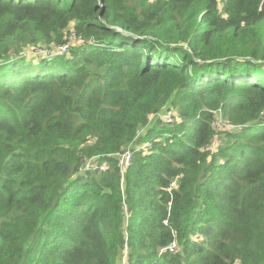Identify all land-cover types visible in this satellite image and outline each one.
I'll return each mask as SVG.
<instances>
[{"label": "trees", "instance_id": "16d2710c", "mask_svg": "<svg viewBox=\"0 0 264 264\" xmlns=\"http://www.w3.org/2000/svg\"><path fill=\"white\" fill-rule=\"evenodd\" d=\"M0 264H264V0H0Z\"/></svg>", "mask_w": 264, "mask_h": 264}, {"label": "built area", "instance_id": "2783aa9c", "mask_svg": "<svg viewBox=\"0 0 264 264\" xmlns=\"http://www.w3.org/2000/svg\"><path fill=\"white\" fill-rule=\"evenodd\" d=\"M73 35V33L71 34ZM52 47V46H51ZM67 48V43L59 46L57 49L55 48L54 50L50 49V50H46V49H42V48H35V53H40V54H57V53H62L64 51H66ZM173 112L168 110L165 113L162 114V118L167 121V122H171L173 120ZM131 153L130 150H126L124 151V153L122 154V157L120 159V163L121 165H124L125 167H127L129 165L130 159H131Z\"/></svg>", "mask_w": 264, "mask_h": 264}, {"label": "rangeland", "instance_id": "374dc122", "mask_svg": "<svg viewBox=\"0 0 264 264\" xmlns=\"http://www.w3.org/2000/svg\"><path fill=\"white\" fill-rule=\"evenodd\" d=\"M71 40H73V39H71ZM77 41H73V43H76ZM36 47V46H35ZM37 48H40V47H37ZM169 109H166V106L164 107V109H163V113H165L166 111H168Z\"/></svg>", "mask_w": 264, "mask_h": 264}]
</instances>
